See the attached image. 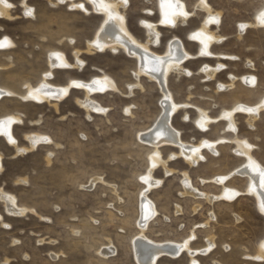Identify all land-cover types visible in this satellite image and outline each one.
I'll list each match as a JSON object with an SVG mask.
<instances>
[{
	"label": "rangeland",
	"instance_id": "obj_1",
	"mask_svg": "<svg viewBox=\"0 0 264 264\" xmlns=\"http://www.w3.org/2000/svg\"><path fill=\"white\" fill-rule=\"evenodd\" d=\"M21 1L7 0L13 4L12 20H0V38L9 37L15 44L12 50L0 51L1 89L23 95L25 84L37 86L41 75L48 71L47 55L59 52L69 63L75 64L76 58L83 66L77 70H54L48 84L65 86L72 80L88 81L104 76L112 79L118 90L90 97L106 109L105 114H87L78 104L84 100V92L75 88L57 103V108L53 106L55 102L39 105L18 98L0 99V117L15 114L22 117L23 124L12 130L20 148L28 147L25 135L31 133L47 136L53 142L18 155L0 138L3 167L0 188L16 197L19 207L38 215L11 217L0 203L2 221L10 226L0 225V264L5 260L9 261L7 264H137L132 240L139 233L140 194L145 190L141 178L150 167L148 157L152 152L138 141L137 135L149 129L160 115L161 91L145 75L136 81L133 73L136 60L121 49L92 52L86 49L101 17L82 13L57 0H27L26 5L35 14L30 20L22 15ZM180 1L193 16L184 24L177 22L171 30L161 23L159 0H129L121 11L126 15L130 32L142 43L147 38L140 22L158 23L161 34L157 46L150 47L153 52L164 54L165 46L177 37L185 50L196 56L199 47L190 37L200 29L207 14L196 9L198 0ZM207 2L212 8L210 15H217L220 23L209 24L211 33L220 39L210 47L211 53L218 56L186 61L185 73L170 74L167 86L175 103L188 105L171 117V125L181 140L193 145L214 142L215 149L212 152L203 148L204 161L190 166L180 155L170 158L172 154H179L177 148L159 149L166 168L172 172L166 174L160 165L152 172L154 180L162 181L147 194L157 214L148 223L145 237L154 243H182L192 233L193 251L207 249L212 239L211 251L206 256L198 252L195 264H264L250 259L257 255L264 238V217L255 199L246 194L247 179L232 177L224 183L226 188L242 192L231 202L221 198L208 202L204 197H218L221 187L215 184V179L228 175L243 163L233 151L235 137L254 145L253 157L260 164L264 161V113L259 115L253 128H249L244 114L235 113V135L220 117L222 111L238 104L252 106L264 97V29L250 27L264 0ZM241 25H244L243 31ZM235 56L236 59H231ZM205 65L217 70L213 78L205 75L202 70ZM245 75L256 78L254 89L245 87L239 80ZM231 76L235 77L234 86L229 90L221 88L220 85L231 83ZM136 84L139 87H133ZM130 88L132 94L128 91ZM125 108L130 110L128 114ZM199 110L216 120L206 130L197 124ZM184 115L188 116L187 120ZM34 122L38 124L32 125ZM215 151L218 155H214ZM185 172L200 197L183 193ZM95 178L99 179L92 189L87 188ZM23 179L27 183L19 182ZM103 247L114 251L108 259H102L99 254ZM51 254L57 257L54 259ZM178 257L176 260L163 257L157 264H193L186 253Z\"/></svg>",
	"mask_w": 264,
	"mask_h": 264
},
{
	"label": "bare ground",
	"instance_id": "obj_2",
	"mask_svg": "<svg viewBox=\"0 0 264 264\" xmlns=\"http://www.w3.org/2000/svg\"><path fill=\"white\" fill-rule=\"evenodd\" d=\"M26 1L27 0H23L20 3L21 7H22V15H23V17L25 19L33 20L35 18L34 12H33V16L32 17H26L24 15V12L26 11V8H28V6L26 5ZM57 2L60 3V4H65V3L69 4L70 7H72L73 4L84 3L86 10L82 11V10H80L78 8H75V9L80 10V11H82V13H85V14H88V15L93 14L95 16L101 17L102 21L99 24V27L97 28V30L95 31L94 37L92 39H90V41L87 42V44H86L87 48L86 49H88L89 52L90 51L92 52L93 50H99L98 48L95 47V44L97 42L104 46L103 51L104 50H112V51L116 50L117 51V49H121L124 52V54H126L130 58L136 60L137 67H136V71L133 72V73H135L134 77L136 78V81L139 79L140 76L145 75V76H147V78H149L152 81H154L157 84V86L159 87L160 91H161L162 98H161V100L159 102L160 106H161L160 115L155 120L153 125L150 126L149 129H147L146 131H142V132H140L137 135L138 141L140 143L148 146L149 148H151L152 152L149 154V157H148V161H149L148 163H149L150 167H149L147 173H145V176H143L144 179L142 180V178H141V182L144 184L145 190L140 194L139 218H138V222H137V227L139 229V233L137 235H135L134 239L132 240V248H133V254H134L135 262L137 264H157L158 261L160 259H162L163 257L168 258L170 260H176L179 255L181 256V254H184V253H186L188 255L189 261L191 263L196 262L195 257L198 255L197 254L198 252L200 253V255H202V254L205 255V253L208 251V248L210 246H211V248L214 246V243H213L212 239H210V240L208 239L209 240L208 241V245H207L208 247L206 246L207 249H203L201 251H196V250L193 251V250H191L192 248H191V245H190L191 241L193 239L192 238L193 237L192 233H191L190 237L186 238L182 243H171V242L154 243V242L150 241L149 239H147L145 237V231H146L148 223L157 214V211L155 210L156 208H154L155 206H153V204L147 199V194H148L149 191H151V190L155 189L156 187H158L161 184V181H162V180L161 181L159 180V184H157L158 180L157 179L154 180V178L152 177V175H153L152 172L155 171L154 169H156L160 165V166L164 167L163 170L165 171L166 174H170L172 172L171 170H168V168H166V161L161 159V153L159 151V149L161 147H164V146H169L170 147L171 146V147L177 148L178 151H179V154H172L170 156V158L180 155V156H182V158H184L188 162V164H189L188 166H190V165H196L199 161H201L200 156H202V152L201 151L202 150L204 151L203 148H206L207 150H210V151L213 152L214 149H215V143L207 141L208 144L214 146L212 148L203 147L202 145H203V143L205 141H202L201 143H199L197 145H193V144H190V143H187V142L185 143V142H183L181 140V138L179 136V132L177 130H175L173 128V126L171 125V117H172V115L174 113H172L170 111V105H171V103H175V102L173 101L172 95H171V93L168 90V86H167L168 81L167 80H168L170 74H173V73L174 74L175 73L180 74V73H183V72L185 73V70L183 72H181V71H179L178 69L175 68V65H173L172 68H169L166 74H165L163 69H161L160 72H156V73L149 72L148 70L151 67V57L152 56L166 58V57L169 56V54H171L172 56L180 59L181 63L179 64V68L180 69H184V63L186 61L191 60V59H200V58H202L204 56V55H201L200 53H201V51H202V49L204 47V45L201 43V40H204L205 37H211L210 40H206L205 41L208 44V52L210 53V55H206L205 58H208V59H210L209 57H215L216 58L218 55L215 56L216 54L215 55L212 54L213 52L211 53L210 47L214 43H219L220 39L216 38L214 36V34L211 33L212 30L210 31L209 24L207 23L212 8L210 6H209V8H204L203 6L200 5V0H198V4H196V9L203 10L205 12V14H207L206 20L204 19L205 22L202 23L200 29L198 27L199 30H197V32H195L192 35V37H194L196 35V33H199V32H203L204 33L203 36L194 39V41L198 45L197 47H199L198 48L199 51L197 52L196 56L192 55L188 51H186L183 43L179 39H177V37L172 39L165 46V48H166L165 53L162 54V55H159V54L153 52V50H151V48H150L151 46L156 47L158 42H159V38L157 40V34H159L158 30H159V27H160L159 26L158 29H157V24L158 23L152 24L149 21H141L140 22L141 28L145 31L144 34H146V38H147L146 42L141 43L130 32V30H129L128 26H127L126 15L124 14L123 11H121V9L124 10L126 8V6L120 4L118 2V0H95L94 4L90 3L89 0H63L62 3H61V0H57ZM159 2L162 3L163 0H159ZM180 3H182L184 5V10L187 11L185 9V4L183 2H181V1H180ZM87 5H89V8H87ZM109 6H111V8H109ZM193 7H195V6H193ZM11 9H5L3 7V4H0V12L4 13L3 16H0V20H3V19L4 20H12V17L10 15V10ZM193 9H195V8H193ZM193 9L191 10L192 12H193ZM158 10L159 9L157 8V12H158ZM108 11H111L113 16L123 17V19L122 20H120V19L109 20ZM161 11H162V14H163L164 10L161 9ZM216 12L217 11H215V13ZM262 12H264V5L253 16V21H252V23H250V27L263 28L264 29V25H262L260 20H259V16H260V14ZM149 13H151V12H149ZM146 14H148V12ZM216 14H218V13H216ZM192 16H193V14L189 13L187 18L180 17V16L174 17V20H175V26L174 27L172 25H164V26L168 27L171 30V29L175 28L178 25L177 22L180 23V21H181L184 24L185 21L190 19ZM216 16H213V17H216ZM147 25H150L151 27H147ZM241 30L243 31L244 27H243V29L241 28ZM125 32H127V34L129 36H131L133 40L137 41V43H140V47L139 48L135 47L132 43H130L127 40V38L124 35ZM117 37H120L119 41L117 40ZM192 37H190V38H192ZM218 37H219V35H218ZM5 38H7V39H9L11 41L12 46L0 49V51L12 50L15 47L14 42L9 37H5V36L1 37L0 38V42H3V40ZM68 41L71 42L72 40L71 39H67V42ZM144 49H147L148 53H149V56H148L147 60L142 59V57H144ZM86 52H87V50H86ZM56 53H59V52H50V54L47 55L48 56V58H47V60H48L47 61L48 62V71L41 75V81L38 83L37 86H31L30 84H25V85L23 84L24 85L23 86L24 87L23 88L24 89V94L21 95V96L15 94L11 90L8 91V90H4V89L0 88V99H2L3 97H5V98H18L22 102H33V103L39 104V105H41L43 103L50 104V102H55V104L53 106H54V108H57V103H59L61 100H63L66 96H63L60 99H56L55 98V94L58 93L59 90L63 89V88H67L70 91L72 88H74V87H72L73 81H76V80H72V81L68 82V84L65 85V86H52V85L48 84V80L51 79V77L53 76V71L58 69V68L65 69V70H73V69H76V68L80 69V67L83 66V65L79 61V59L77 60L76 58H75V61H74L75 64L74 63L73 64L69 63L67 61V59H66V56L64 54L60 53L61 56L63 57L64 61L69 63L70 67H68V68L59 67V65L61 64V61L54 59V56H55ZM185 53L187 54V58H185V55H184ZM89 54H91V53H89ZM220 57L223 58V59L227 58L225 56H220ZM77 61H79V64H77ZM250 64H252V63H250ZM249 67L251 68L252 66L250 65ZM204 69H205V67L202 70L204 71L205 75L208 78H213V76L215 75V73L217 71V70L215 71V69H213V67L210 68L209 66H207L208 70H204ZM245 77L250 78V77H252V75H245V76H242L241 78L239 77V80H241V82L244 83L245 87H247L249 89H254L256 87V85L253 86L250 83H245ZM104 78H105L104 76H101L100 78H98V77L97 78H90L88 81H81L80 80V81H76V82L82 83L84 85H92V81L93 80L103 81ZM107 78H108V81H110V83L107 84V85H104L106 87V89H107L105 91H99V90L89 91L87 88L79 89V90H82L84 92L85 98H84L83 101L80 100V102L78 104L80 105V107L82 109H84L85 112H87V114H90L91 112L105 114V112H99V111L96 110V109H99L101 107H99L93 100H91L90 97L92 95H94V94H97V93H101L102 94V93H105L107 91L115 92L116 90H118L117 87H116L115 82L112 79H110L109 77H107ZM234 80L235 79L232 78L231 79V83L226 85V86H224V89H226V90L231 89L234 86ZM93 87H97V86L93 85ZM75 89H78V88H75ZM37 90H39V91H37ZM128 91L131 93L130 90H128ZM29 92H32V93L35 94V98L34 99L28 97V93ZM45 93H51V95H45ZM166 96H168L170 99L166 100L165 99ZM259 105H264V97H261L258 100V102L255 103L252 106L238 104V105L234 106V108H232L231 110H229L230 109L229 108L228 110L222 111V114H221L220 117L223 118L224 114L227 113V112H233V115H232L230 121L225 120V119H223V120L225 121V123L227 125V129L231 130V128L229 127V124H231V126L236 129L237 125L235 124V121H234V115L238 111L234 112V109L237 108V107H243V108H246V109L247 108L256 109ZM201 113H205V112L200 111L198 113L199 118H198L197 124L201 120ZM239 113H242V114H244L247 117V124H248L249 128H253L254 127V123L258 119L259 115L261 113H264V107L259 108V110L257 112L252 113V114H250V113H248L246 111L245 112H239ZM9 120L15 121V123L9 125V123H8ZM214 120L207 117V121L204 122L203 129L200 127L201 130H204L205 128H207L209 126L210 122H212ZM22 124H23V120H22V117H21L20 114L8 115V116L0 117V138H3L6 141V143H8V146L13 148L14 151L18 155L19 154L23 155L25 153H28L29 151H32L35 148H37L39 145L48 144V143H45L43 141V139H42V137H45V136H42L41 134L38 135V134L31 133V135L30 134H28L27 136L25 135V139L28 142V147L20 148L18 146L16 138L13 136L14 134H13L12 130H13L14 126H20ZM37 124H38V122L32 123V125H37ZM9 131L11 132L12 138L15 140V143H10L9 142V139H8ZM158 132L159 133H163V135L160 136L159 138H157V135H156ZM232 132L235 135L236 132L235 131H232ZM220 141H225L226 142V140H224V139H220ZM229 141L230 140H228V142ZM243 141H247V140L239 139L238 137H235L234 140H232L233 146H235V149L233 151H234L235 155H237L238 152L242 153L241 155H237V156L244 160L243 163L240 164L239 166H237L236 169H234L232 172H229L228 175L225 174V176H221V177H218V178L215 179V184H217V185H219V187H221V194L220 195L218 194L219 195L218 197H216V196L213 197L214 195H212V196L205 195V193L204 194L201 193V194L205 195L204 197H205V199L208 202H212V200H214V199L216 201V199H219V198L223 199V201L225 200L226 202L227 201L231 202L235 198H237L239 195H241L242 192L240 193L239 191L233 190V189H230V188L229 189L231 191H229V189L224 186V183L228 179H230L232 177L245 178V179H247L246 181L248 182L247 188L245 190L246 194L248 196H250V197L255 199L256 205H257V209L264 217V212H262L260 210L261 202L264 201V184L261 183V181L264 180V177H262L258 172H254L249 165H250V163L254 162L255 164L259 165L261 168H264V167L252 155V151H253V149H255L254 145L250 144L247 141V143L250 144L252 146V148H251V150L245 149L243 147V143H242ZM217 146H219V145H217ZM192 149H199V152L193 154V152L191 151ZM215 152L217 153V151H215ZM154 153H158L159 154V159L155 161L157 166L155 168H152L153 161L150 159V157H152ZM216 153L214 155H216ZM176 158H178V157H176ZM48 161H47V163H48ZM184 163L186 164V162H184ZM2 170H3V167H2V155L0 153V173L2 172ZM221 178H225V182L223 184H221L219 182ZM98 179H96V178L92 179L90 184L87 186V188H91L92 189V187L98 181ZM201 180H203V179H201ZM24 181H26V179L20 180L19 182L20 183H25ZM26 183H27V181H26ZM182 185H183V191H184L183 193H185L187 196L190 195L191 197H194V198L200 197V195H199L200 193H196V190L194 188H192L190 179H189V177H188L186 172L183 173ZM233 191L239 193V195H236L234 198H225V197H231V194H232ZM9 197H11L12 200L15 201V206H13L12 202L9 200ZM0 201H1L0 203L3 204L4 210H5V212H6V214L8 216L20 218V217L25 216L28 213L35 214L34 211L29 210L28 208H24L22 206L19 207L17 205L16 197H14L12 195H9V194H6L1 188H0ZM21 212H23V215L20 214ZM35 215H37V214H35ZM213 218L214 217H212V219ZM3 224H4V222L2 221V216L0 215V225L3 226ZM185 243L187 244L186 247L184 246ZM262 244H264V238L260 242V245H259L258 251H257V255L255 257L248 256V257H250V259H252L251 261H253V259L254 260L257 259L260 263L264 262V249L261 248ZM112 253H114V251L111 248H109V247H103L101 249V251L99 252V254L101 255L102 259H108ZM51 257L55 259L57 256L51 254ZM8 262H9L8 260H5L2 264H7Z\"/></svg>",
	"mask_w": 264,
	"mask_h": 264
},
{
	"label": "snow or ice",
	"instance_id": "obj_3",
	"mask_svg": "<svg viewBox=\"0 0 264 264\" xmlns=\"http://www.w3.org/2000/svg\"><path fill=\"white\" fill-rule=\"evenodd\" d=\"M63 2V0H61V3ZM90 3H95V0H89ZM118 2L124 6H127L129 3V0H118ZM0 4H3V7L5 9H11L13 7V4L10 2H7V0H0ZM200 5L203 6L204 8H209V4L207 2V0H200ZM73 8H78L82 11L86 10L85 9V5L84 3H77V4H73L72 5ZM109 8H111V6H109ZM161 9L164 10L163 11V20L161 21L162 24L165 25H172L173 27L175 26V20L174 17L180 16V17H185L187 18L189 13L187 11L184 10V5L182 3H180V0H163V2L161 3ZM107 10V9H106ZM4 13L0 12V16H3ZM24 15L26 17H32L33 16V9L31 7L26 8V11L24 12ZM108 16H109V20H113V19H120L122 20L123 17H117V16H113L111 11H108ZM259 20L261 22L262 25H264V12H262L259 16ZM208 24H218L219 20L216 17L213 16H209V19L207 21ZM147 27H151L150 25H147ZM244 25H241V28L243 29ZM125 37L127 38V40L132 43L135 47L139 48L140 47V43H137V41L133 40L131 36H129L127 34V32L124 33ZM204 33L203 32H199L196 33V35L194 37H192L193 39H196L198 37L203 36ZM159 38V34H157V40ZM211 37H205L204 40H201V43L204 45L202 51H201V55H210V53L208 52V44L205 42L206 40H210ZM117 40H120V37H117ZM142 43V41H141ZM178 43V42H177ZM11 41L7 38H5L3 40V42H0V49L3 48H7V47H11ZM95 47L98 48L99 50L103 51L104 46L101 45L100 43H96ZM185 58H187V54L185 53ZM149 56L148 50L144 49V57H142V59L147 60ZM54 59L56 60H60L61 64L59 65V67H63V68H68L70 67L69 63H67L66 61H64L63 57L61 56L60 53H56L54 56ZM231 59H236V57H231ZM181 63V60L172 56L171 54H169L168 57L166 58H162V57H156V56H152L151 57V67L149 68V72L152 73H156V72H160L161 69L164 70L165 74L167 73L169 68H172L173 65H175V68L178 69L179 71L183 72L184 69H180L179 68V64ZM77 64H79V61H77ZM250 66V65H249ZM219 67H223V65H220ZM204 70H208L207 69V65H205V69ZM187 75L191 76L192 73L191 72H187ZM233 79H235V77H232ZM110 81H108V78L105 77L103 81L100 80H93L92 81V85H84L82 83L73 81L72 87L74 88H78V89H83V88H87L89 91H105L107 90L106 87L104 85L109 84ZM245 83H250L251 85L255 86L256 85V78L254 76L248 78L245 77ZM93 85L97 86V87H93ZM133 87H139V84L133 85ZM221 88H223V85H220ZM131 91V88L129 89ZM39 91V90H37ZM45 95H51V93H45ZM69 95V90L67 88H63L60 89L58 93L55 94V98L56 99H60L63 96H67ZM28 97L29 98H35V94L32 92L28 93ZM166 100L170 99L168 96L165 97ZM188 107V105L184 104V103H171L170 105V111L172 113H175L179 108H186ZM264 107V105H259L256 109L253 108H243V107H237L234 109V112L238 111V112H248L250 114L255 113L259 110V108ZM99 112H105L106 109L103 108H99L96 109ZM124 111L126 113L129 112V110L127 108L124 109ZM233 115V112H227L224 114L223 119L230 121L231 117ZM185 120L188 119L187 115H184L183 117ZM207 121V114L205 113H201V120L198 122V126L201 127L203 129L204 126V122ZM9 125L15 123V121L9 120L8 121ZM229 127L231 128L232 131H236V129L234 127L231 126V124H229ZM206 130V129H204ZM157 138H159L160 136L163 135V133H157ZM8 139L10 143H15V140L12 138L11 132L9 131L8 133ZM43 141L45 143L51 144L52 140L49 139L47 136L42 137ZM243 147L245 149H249L251 150L252 146L250 144L247 143V141H243ZM203 147H208V148H212L214 147L213 145H210L207 143V141H205L202 145ZM193 152V154L199 152V149H192L191 150ZM218 155V153H216ZM241 152H238L237 155H241ZM49 155H51V153H49ZM187 158V157H186ZM150 159L153 161L152 163V168H155L157 165L155 163L156 160L159 159V154L158 153H154L152 157H150ZM200 159L203 160L204 156H200ZM261 164H264V161H261ZM252 170L254 172H258L262 177H264V168H261L259 165L253 163H250L249 165ZM144 178L142 177V180ZM26 183V181H24ZM221 184H223L225 182V178H221L219 181ZM262 184H264V180L261 181ZM157 184H159V181H157ZM229 191H231L229 189ZM236 195H239V193L237 192H232L231 197H225V198H234ZM9 200L12 202L13 206H15V201L12 200L11 197H9ZM260 210L262 212H264V201L261 202L260 205ZM21 215H23V212L20 213ZM4 228H8L10 227L7 223L3 224ZM193 239H195V237H193ZM14 243H18V241H14ZM185 247L187 246V244L185 243L184 245ZM261 248L264 249V244L261 245ZM208 251H211V246L208 248ZM193 264H195V262H193Z\"/></svg>",
	"mask_w": 264,
	"mask_h": 264
}]
</instances>
